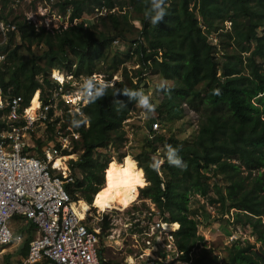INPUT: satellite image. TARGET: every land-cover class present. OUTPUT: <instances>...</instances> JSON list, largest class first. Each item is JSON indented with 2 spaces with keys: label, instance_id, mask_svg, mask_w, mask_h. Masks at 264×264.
<instances>
[{
  "label": "trees",
  "instance_id": "obj_1",
  "mask_svg": "<svg viewBox=\"0 0 264 264\" xmlns=\"http://www.w3.org/2000/svg\"><path fill=\"white\" fill-rule=\"evenodd\" d=\"M130 2L133 9L142 15L143 38L133 43H138L134 49L135 56L145 68L147 63L152 62L166 79L174 77L179 82V86L162 87L167 97L162 104L167 116L181 117L184 109L179 101L188 99L189 104L194 105L197 97H201L214 112L208 116L195 144L190 147H182L176 140L164 136L152 142H161L166 148H178V155L186 162V167L168 164L165 156L163 166L158 169V163L152 156L155 148L142 152L143 158L137 159L140 166L126 154L121 155L119 163L128 158L129 161H126L132 165L133 176L143 181L139 197L149 200L159 211L153 219L176 223L174 228L180 226L176 238L179 250L184 252L182 260H190L189 253L193 250L192 264H219L220 260L206 248L204 238L198 235L199 212L190 208L191 198L198 195L219 204L223 216L231 209L242 211L235 214V223L250 225L256 242L261 243L260 248L255 250V244L249 241H235L227 249L228 259L224 264H264V195L261 194L264 193V173L254 176L251 190H246L241 173V166H245L249 175L253 170L264 167V0H177V4L171 2L168 7L164 6L165 15L156 27L148 18L152 0ZM64 3L73 7L69 17L71 26L66 30L53 32L29 22L15 23L21 44L15 45L12 50L9 46L0 47V54L5 55L0 64V84L5 94L10 92L13 96H23L29 103L34 93L40 90L42 98H45L46 89L55 85L50 77L52 70L66 69L70 72L76 66V77L90 76L95 72L96 61L114 39L124 38L119 29L117 36L109 38L103 32L95 33L83 23L73 25L89 6L112 10L118 7L115 0H65ZM196 11L201 16L200 21ZM109 16L114 22L120 20L114 14ZM0 17L7 20L3 15ZM127 18L124 14L121 19L127 21ZM242 18L250 19L251 24L241 25L239 21ZM227 22L231 23V32L226 34L229 42L238 44L240 54L248 55L237 59L226 52V59L221 64L208 41V35L218 29L223 30ZM16 35H9L12 45L16 42ZM145 43L148 45L144 46ZM41 44L48 49L41 56L33 54L29 59L20 51L23 48L31 51L33 46ZM41 61H46L47 67L43 68ZM125 62V58L116 54L112 59V68L116 69ZM38 76H42V81L37 79ZM56 76L61 81L66 78L62 74ZM202 84L206 86L205 93L197 90ZM138 88L139 84L128 87L125 82L117 83L114 88H104L102 96L83 108L89 127L85 128L86 120L77 119L82 141L76 143L75 150H82L83 154L79 162H73L72 169H81L86 175L83 182L76 181L74 185L75 190L84 193L85 202L80 201L79 204L93 205L95 196L104 188V173L106 176L113 165L111 161L102 162L95 157V153L111 143L117 151L121 150L126 135L122 122L137 98H129L123 90ZM37 98L38 95L33 98L32 107L38 104ZM220 110L227 114L217 113ZM233 158L238 159L240 164L233 163ZM209 166L225 174L231 183L226 191L214 185L217 199L209 196L210 177L203 172ZM162 168L165 170L163 176L159 174ZM71 187L67 186V191L76 201L75 190ZM105 225L107 227L109 222ZM29 239L21 250L23 255L27 254ZM4 261L10 264V257Z\"/></svg>",
  "mask_w": 264,
  "mask_h": 264
},
{
  "label": "rangeland",
  "instance_id": "obj_2",
  "mask_svg": "<svg viewBox=\"0 0 264 264\" xmlns=\"http://www.w3.org/2000/svg\"><path fill=\"white\" fill-rule=\"evenodd\" d=\"M64 1L65 0H7V2L4 1L1 15L6 17L7 20L13 21L17 24L29 22L35 27L45 28L47 31L61 32L71 26L69 17L73 9L70 5L65 6ZM115 1L117 2L118 7L116 6V8L112 10H100L95 5L89 6L82 17L74 21L73 25L83 23L84 26L91 28L95 33L103 32L109 38L117 36L119 31H121L124 38L117 37L114 39L109 48L105 50L100 59L96 61V68L93 74L99 75L100 78L103 79L112 78L115 81L117 80L118 83L125 82L128 87H133L139 84L138 89L149 96L150 103H152L155 107L154 111L148 115V118H145L142 114L144 110L141 109L135 101L128 117L122 122V130L125 131L126 135L124 137L121 150L117 151L113 146V143H111L110 146L107 145V147L98 150L97 153H95V157L104 163L111 161L113 165L112 167L115 168L122 166L124 162L128 160V158H124L122 164L119 163L121 155H130L137 161L138 158H143L141 157L142 152H150L155 148L156 151L152 155L153 159L157 163L164 162L167 148L161 142L152 143L154 141L149 139L148 135L150 125L157 120L160 121L161 129L159 136H164L166 139L176 140L182 147H190L195 144L198 133L204 124L207 123L208 116L214 111L201 99V97H197L194 99V105H190L188 99L179 101L182 103V107L184 109V113L181 117L170 118L167 116L165 108L162 105L167 97L163 93L161 84L172 87L179 86V82L174 77L169 80L166 79L157 67H153L154 63L152 62L146 64L148 66L147 68L141 64L138 56H135L133 43L139 42L143 38L142 23L140 22V17H142V15L138 14L133 9L130 0ZM171 2L177 4V0H165L163 6L168 7ZM121 6H124L123 9H121ZM192 7L193 4L190 5V8ZM110 14H114L118 17L120 19L119 22L111 20V17L109 16ZM124 14L128 17L127 21L121 19ZM196 14L198 20L201 19V16L197 11ZM239 22L241 25L246 24L249 26L251 24L250 19L245 18L240 19ZM201 23L202 22H200V24ZM158 24L159 21L155 25L152 24V26L156 27ZM222 28L223 30L218 29L208 35V41L215 49L214 51L218 62L222 64L225 61L226 58L224 59V54H226V52L228 56H235L237 59L241 57L245 58L248 53L240 54L238 44H233V41L229 42L226 36L227 33L231 32V23H225ZM117 29H119V31ZM117 40L119 42L115 44ZM0 42H2L1 46H3V48L9 46V50H12L15 45H20L22 41L19 40V38H16V42H13L12 45L10 36L7 40H4L0 36ZM147 45L148 44L145 43L144 46ZM46 50H48L47 47L41 44L33 46L31 51H28L26 48H23L20 51L26 56V58L30 59L33 54L41 56V54H43ZM116 54L125 58L126 62L119 64V67L115 69L112 68V59ZM126 55L134 57H127ZM71 56L75 59L73 55ZM40 65L43 68L47 67L46 61H41ZM76 70L77 68L73 67L70 72L75 73ZM60 72L65 75L66 78L70 73L66 69H61ZM51 74L50 77L54 80ZM75 78L78 81L80 80V77L78 78L76 75ZM37 79L42 81V76H38ZM53 84H56V82ZM54 87L55 85L51 89ZM197 90L205 93L206 86L204 84L199 85ZM48 92L49 89H46L44 95L46 96ZM64 111L65 109L62 108L58 117L62 128H65L64 126H67L69 123L67 117L64 115ZM217 113L223 115L226 112L220 110ZM74 120H77V118ZM83 120L87 121L86 117H83ZM72 121L73 120H71V125L73 126L72 128L78 130V127L74 126ZM86 121L85 128H88L89 123ZM50 135L51 132L44 137L46 140L45 143H47V137L49 138ZM82 152V150H78L77 154L79 157H81ZM233 160V163L240 164L238 159L233 158ZM137 163L140 166L138 161ZM162 166L163 165H161V167ZM241 170L242 178L245 179L244 185L246 190H251L253 186L252 180L255 175L259 174V172L264 173V167L259 170H253L251 175H249V171L246 170L245 166H241ZM164 172L165 170L162 168L159 174L163 176ZM203 172L210 177L209 196L213 198H218L214 185L220 186L223 191H226L231 184L226 175L218 172V170L214 167L209 166L204 169ZM72 176L74 180L78 182H83L86 177L85 173L81 169L73 171ZM141 186H143V181ZM141 186L139 188V196L140 190L142 189ZM71 188L73 190L76 189L74 186ZM75 193L76 195L74 198L77 199V204H79L80 201L85 202L82 190H75ZM261 194L264 195V193ZM95 198L96 202L93 205H89L92 210L90 213L93 216L88 220V222L94 227H102L101 248H103L102 253L106 263L149 264V260L151 259L149 255H147V257L140 256L148 254L150 251L145 249L143 238L136 237L135 235L141 234L148 227L151 219L158 216L157 214L159 211L155 205L149 200H144L139 197L140 200L132 204L130 207H120L118 209L102 212V207L98 205L96 196ZM191 199V210H197L199 212V216L197 217V219L200 218L198 235L204 238V243L207 248L212 250L213 253L219 257V259H222V261L219 260V264H224L227 260V249L232 246L235 241L239 240L244 243L249 241L252 244H255V250L260 248L261 243L256 242V237L252 235V227L250 225L229 222L226 219V216H223V213H221L220 205L211 203L208 198L195 195ZM89 206L86 212H82L83 216L89 211ZM235 210L236 209H231L229 215L233 213L234 217V215L238 212L242 213V211L236 210L235 212ZM99 211L101 214H99ZM106 222H109L107 227L105 225ZM262 222L264 224V218L262 219ZM234 237L240 239L231 240V238ZM3 261V259L0 260V264H5V261Z\"/></svg>",
  "mask_w": 264,
  "mask_h": 264
},
{
  "label": "built area",
  "instance_id": "obj_3",
  "mask_svg": "<svg viewBox=\"0 0 264 264\" xmlns=\"http://www.w3.org/2000/svg\"><path fill=\"white\" fill-rule=\"evenodd\" d=\"M3 6L4 0H0V16ZM11 33L18 35L17 25L0 17V36L7 40ZM4 59L0 54V64ZM57 74L62 73L52 72L56 84L45 98L38 90L29 103L23 96L5 94L0 84V260L10 257V264H107L101 251L102 227L89 224L90 216L82 218L67 186L75 185L72 165L80 161L75 146L82 136L72 128L71 120L85 117L83 108L89 101L84 82L91 79L104 88H114L118 81L96 74L78 81L73 72L61 81ZM36 95L39 107L32 111ZM62 108L69 122L65 128L58 118ZM4 128L11 131L3 133ZM160 129V121L151 124V141L159 138ZM70 156L64 161L66 168L55 167L58 158ZM162 163L158 162V169ZM224 216L235 223L233 213ZM175 224L151 219L148 227L135 235L143 238L145 249L150 251L140 257L149 255V264H192L195 250L189 253L190 260L181 259L184 252L176 238L180 226L174 228ZM28 237L27 254L23 255Z\"/></svg>",
  "mask_w": 264,
  "mask_h": 264
},
{
  "label": "bare ground",
  "instance_id": "obj_4",
  "mask_svg": "<svg viewBox=\"0 0 264 264\" xmlns=\"http://www.w3.org/2000/svg\"><path fill=\"white\" fill-rule=\"evenodd\" d=\"M33 103V102H32ZM37 105L31 106V110H36L39 107V102L37 98ZM10 128H4L3 133L10 132ZM72 158H58L55 162V167H64L66 165L64 161ZM142 185V180L140 177H134L132 173V165L129 162H125L122 166L111 167L105 176V185L104 188L100 191L97 196V203L101 206V211L106 212L109 210L118 209L120 207H130L132 204L136 203L139 199V188ZM78 212L82 218H87L88 216L92 217L90 209L86 215L83 216L82 212H86L88 205L87 203H82L77 205ZM99 213H101L99 211Z\"/></svg>",
  "mask_w": 264,
  "mask_h": 264
},
{
  "label": "clouds",
  "instance_id": "obj_5",
  "mask_svg": "<svg viewBox=\"0 0 264 264\" xmlns=\"http://www.w3.org/2000/svg\"><path fill=\"white\" fill-rule=\"evenodd\" d=\"M165 3V0H152V5H151V14L149 15V20L152 24H156L158 21H160L164 15H165V7L163 6ZM164 85L161 84V87ZM84 89H85V98L89 102L95 101L98 97L102 96L104 94V87L103 85L94 83L93 80L87 79L84 82ZM124 95H128L129 98L132 97H137L136 103L143 109V115L145 118H148V115L154 111V105L150 103V98L147 96L144 92H142L139 89L135 90H128L124 89L123 90ZM74 126L79 125L78 120H73L72 121ZM178 148H173L172 146H168L166 150V160L167 163L179 167V168H184L186 167V162H183L178 155ZM156 165H154L155 167Z\"/></svg>",
  "mask_w": 264,
  "mask_h": 264
},
{
  "label": "crops",
  "instance_id": "obj_6",
  "mask_svg": "<svg viewBox=\"0 0 264 264\" xmlns=\"http://www.w3.org/2000/svg\"><path fill=\"white\" fill-rule=\"evenodd\" d=\"M76 20H78V19H76ZM15 38H19V40H20V36L19 35H16V37ZM73 67H75L76 68V66H73ZM53 71H55V72H57V71H59L60 72V70H53ZM79 77H85L84 75H80ZM41 92V91H40ZM88 122V121H87ZM89 123V122H88ZM80 124V123H79ZM51 131H53V129H51ZM79 131V130H78ZM80 132V131H79ZM82 136V135H81ZM47 141H48V139H47ZM82 141V140H81ZM80 142H78L77 144H79ZM109 146H110V144H109ZM76 170H78V168H76V169H74L73 171H76ZM178 224V223H177ZM149 254V253H148ZM162 255H164V254H162ZM156 263H159V262H156ZM155 263V264H156ZM161 264H163V263H161Z\"/></svg>",
  "mask_w": 264,
  "mask_h": 264
},
{
  "label": "water",
  "instance_id": "obj_7",
  "mask_svg": "<svg viewBox=\"0 0 264 264\" xmlns=\"http://www.w3.org/2000/svg\"><path fill=\"white\" fill-rule=\"evenodd\" d=\"M248 24H249V21H248Z\"/></svg>",
  "mask_w": 264,
  "mask_h": 264
}]
</instances>
